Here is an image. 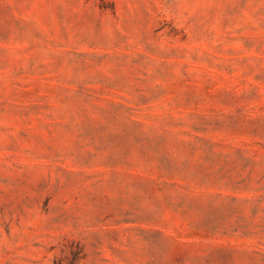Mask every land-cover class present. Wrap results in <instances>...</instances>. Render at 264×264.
I'll use <instances>...</instances> for the list:
<instances>
[{
    "label": "rangeland",
    "instance_id": "obj_1",
    "mask_svg": "<svg viewBox=\"0 0 264 264\" xmlns=\"http://www.w3.org/2000/svg\"><path fill=\"white\" fill-rule=\"evenodd\" d=\"M0 264H264V0H0Z\"/></svg>",
    "mask_w": 264,
    "mask_h": 264
}]
</instances>
